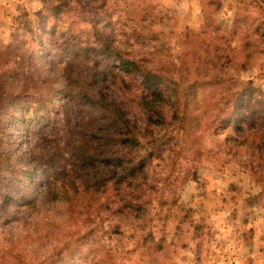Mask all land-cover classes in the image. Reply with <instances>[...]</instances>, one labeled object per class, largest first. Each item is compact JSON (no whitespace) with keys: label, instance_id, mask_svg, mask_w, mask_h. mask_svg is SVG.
<instances>
[{"label":"rangeland","instance_id":"rangeland-1","mask_svg":"<svg viewBox=\"0 0 264 264\" xmlns=\"http://www.w3.org/2000/svg\"><path fill=\"white\" fill-rule=\"evenodd\" d=\"M263 7L264 0H0V76L6 92L16 96L15 104L6 105L4 141L15 144L16 135L19 145L21 134L33 127L32 144L43 141L47 118L69 96L65 62H82L85 53L96 51L83 47L98 36L94 26L113 47L123 45L154 69L191 82L209 78L213 60L218 59L219 74L233 58L237 68L233 64L228 72L250 83L247 93L255 94V102L240 98L253 106L249 117L258 114L264 109V42L258 41L251 58L244 53L246 36L259 38L242 18L257 22ZM97 54L89 74L117 62ZM73 65L77 72L82 66ZM125 78L130 85L118 81L108 93L132 115L137 109L128 102L129 89L135 88ZM206 89L197 84L190 93L201 95ZM224 94L219 88L218 96ZM49 96L55 103L47 109L39 101ZM228 110L205 116L196 111L202 118L189 142L193 151L177 149L153 161L138 179L146 207L135 214L115 212L118 171L113 169L107 172L111 189L99 206L75 198L19 214L0 207V264H46L62 253L66 241L88 253L85 260L76 250L81 264H264V150L256 154L255 141L250 149L236 141V117ZM38 114L45 116L39 127ZM27 148L34 156L31 144ZM36 180L41 186L43 179ZM92 226L97 233L86 240L83 235ZM95 238V249L89 251Z\"/></svg>","mask_w":264,"mask_h":264},{"label":"trees","instance_id":"trees-1","mask_svg":"<svg viewBox=\"0 0 264 264\" xmlns=\"http://www.w3.org/2000/svg\"><path fill=\"white\" fill-rule=\"evenodd\" d=\"M258 15L257 22L254 19L251 22L250 16L242 18L259 38L246 36L243 48L249 58L259 49L258 41L264 42V10ZM93 28L98 36L91 37L83 47L96 51L93 55L86 51L82 62L80 59H77L80 62L75 59L65 62V86L69 96L61 100L55 115L47 118L42 142L32 144V132L35 133L36 127L21 134L23 140L19 145L16 135V145L13 141H4L8 119L6 105L13 103L16 96L9 90L6 92V80L0 76V207L3 210L19 214L26 208H43L46 204L71 202L75 198L99 206L111 189L107 172L113 169L118 171L114 189L118 208L115 212L135 214L137 209L146 207V194L143 189L139 190L138 179L148 172L154 160H163L165 154L177 149L181 154L192 152L189 142L197 134L199 117L205 113L215 114L218 108L223 111L229 108L227 113L235 114L232 125L237 133L236 141L240 140L241 145L249 149L256 142L253 150L256 154L257 150H264V109L249 117L253 106L245 99L255 102L256 97L247 93L251 86L249 82L237 74H229L228 68L237 64L233 63V58L229 65L221 66L219 74L218 59L213 60L209 78L191 82L187 77L177 78L172 72L164 74L163 70L154 69L147 61L127 52L123 45L113 47L103 33L99 35L96 26ZM235 33L239 34L236 30ZM96 52L97 55L103 53L107 62L112 58L117 62L104 65L100 70L95 68L97 74H89V62ZM98 61H94L95 64ZM75 63L82 64L77 65V68L81 66L78 72L74 70ZM124 76L130 78L135 88L129 89L128 102L135 105L136 114L130 115L123 101L108 93V87L116 86L118 81L131 84ZM197 84L206 86V93H190V87ZM219 88L225 91L221 97L218 96ZM58 91L62 90L59 88ZM39 102L47 109L55 103L50 96L49 101ZM44 118L43 114H38L35 126L42 125ZM29 144L34 156L27 148ZM33 162L36 166H31ZM21 174L28 178H22ZM36 176L43 179L41 186ZM76 179H79V185ZM96 231L97 227L92 226L83 238L91 239L90 233L96 234ZM96 242L97 238L90 242L89 251H94ZM72 245L66 241L62 253L46 264H57L62 260L60 264H64L65 259L67 264H81L74 256L76 250L85 260L88 253L82 254V245L76 244L73 248Z\"/></svg>","mask_w":264,"mask_h":264}]
</instances>
